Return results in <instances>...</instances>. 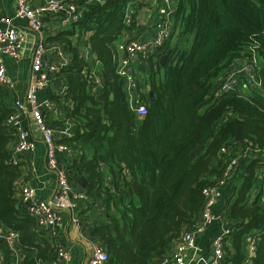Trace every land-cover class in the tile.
Returning a JSON list of instances; mask_svg holds the SVG:
<instances>
[{
	"label": "trees",
	"instance_id": "16d2710c",
	"mask_svg": "<svg viewBox=\"0 0 264 264\" xmlns=\"http://www.w3.org/2000/svg\"><path fill=\"white\" fill-rule=\"evenodd\" d=\"M77 1L83 7L80 20L57 39L66 41L70 51L68 35L91 33L89 44L96 56L92 64L102 65L97 74L103 86L92 92L84 74L87 60L71 55L68 67L56 75L65 88L62 93L71 106L66 112L74 127L73 136L60 143L80 151L70 168L86 174V197L100 200L106 211L107 223L90 229V237L112 264H148L167 256L183 229L199 218L202 188L212 183L208 176L218 175L241 146L251 143L264 149V0H173L178 37L194 32L193 43L189 51L179 52L168 41L158 56L139 65L149 73L150 87L149 94L137 90L147 111L142 119L129 108L126 85L113 60L116 44L136 28L137 13L126 25L128 0ZM140 8L154 18L147 7ZM250 45H258L259 89L242 97L224 93L214 98L220 72ZM164 54L168 57L160 65ZM160 71L162 76L156 78ZM11 93L0 87V226L18 234L23 264H47L56 242L39 240L34 218L15 195L21 175L12 163L13 137L5 126L15 101ZM259 167L258 161L247 163L235 188L237 200L227 217L235 229L226 237L230 253L223 264L245 261L243 237L252 232L258 241L251 264H264V201L258 194L254 200L248 198ZM105 169L112 175H131L138 206L104 187ZM126 190L133 191L130 186ZM0 257L3 264L14 261L3 239Z\"/></svg>",
	"mask_w": 264,
	"mask_h": 264
},
{
	"label": "built area",
	"instance_id": "2783aa9c",
	"mask_svg": "<svg viewBox=\"0 0 264 264\" xmlns=\"http://www.w3.org/2000/svg\"><path fill=\"white\" fill-rule=\"evenodd\" d=\"M14 18L23 20L26 26L37 36V43L32 51L30 60V72L28 75V87L25 91V106L16 101L13 106V112L5 121L8 132L13 137L12 163L16 167H20L19 155L23 152H32L35 149V142L30 139L28 128L24 127V114H29L36 125L40 128L42 141L45 146V164L46 167L55 172L56 190L54 198L62 200L64 206L71 211V223L80 228L81 221L78 212V202L83 198L74 190L72 182L68 179L67 171L64 167H60L57 162V153L66 151L72 159L76 158V153L70 150L65 144L55 140L53 130L46 125V116L51 113L56 114V103L51 99H39L37 93L52 85L56 79V75L63 69L67 68L70 59L68 58L63 47L55 43L49 44L47 36L44 32L48 26L45 23V17L54 15L61 19L63 27H69L76 24L83 12V7L77 0H14ZM37 2V4H35ZM101 0H86V4H98ZM141 6L147 7L153 14L154 34L149 38H125L116 44L117 52L121 54L117 57L115 54L113 60L116 63L117 74L122 77L126 85V95L130 110L138 119L145 117L147 111L143 101H140L136 84V66L150 59H154L162 51L164 45L172 39L176 34L173 25V16L175 12V3L173 0H128L124 12V23H131V16L141 9ZM1 13V4H0ZM0 22L6 26L0 27V87L6 91L14 90V83L7 73L4 65V57L12 60L20 58V51L23 47L24 32L23 29L12 25L11 19H5L0 15ZM176 51L182 52L181 48H174ZM50 52L55 57L56 63H48L45 60L46 54ZM168 55V54H167ZM89 62L86 72H84L89 88L92 92H98L103 82L92 66V55L87 51L79 55ZM243 62V64H240ZM90 66V67H89ZM261 69L260 58L258 56V45L248 46L241 52L240 57L230 63L224 70L220 72L216 78V88L213 90V97L217 98L224 93H235L237 96L248 95L251 90L259 89L260 79L259 72ZM65 89V88H63ZM225 154V151L221 152ZM258 161L260 167L256 171V177L253 190L249 195L252 199L255 195L261 197L264 201V149L257 145L249 144L241 146L235 156H232L221 169L218 175L208 176V185L202 188L204 195V204L199 218L188 228L185 227L175 242L173 250L162 258H156L148 264L161 262L163 264H193L197 259L196 236L202 233L205 228L213 223L219 222L223 224L217 236L210 242L212 259L210 262L199 257V264H223V260L228 251V242L226 237L235 229V224L231 222L229 225L226 212L219 214L214 213L215 205L223 200L221 192L225 190L227 183L233 178L242 164ZM245 166V169H246ZM103 185L113 196L120 193L109 174L104 178ZM239 185V184H238ZM237 185V186H238ZM254 193L255 195H252ZM15 195L21 202L24 212L34 218L37 224V231L47 230V237L53 240L57 235V229L60 225V213L56 209L51 198L48 200L40 199L36 191L27 183H21L15 189ZM256 198V197H255ZM253 200V199H252ZM257 233L252 232L243 237V248L245 251V261L242 264H250L251 259L256 252V243L258 241ZM18 234L13 231L6 230L0 226V239H3L9 245L14 261L11 264H21L16 249ZM18 254V255H17ZM47 264H76L72 261L70 252L62 245H55L54 254ZM85 264H112L106 252L101 248L98 241L91 242V255Z\"/></svg>",
	"mask_w": 264,
	"mask_h": 264
},
{
	"label": "crops",
	"instance_id": "0c3cea01",
	"mask_svg": "<svg viewBox=\"0 0 264 264\" xmlns=\"http://www.w3.org/2000/svg\"><path fill=\"white\" fill-rule=\"evenodd\" d=\"M0 4V15L5 19H11V24L23 29L24 32L23 47L20 51V58L18 60H12L8 57H4V65L6 66L8 75L14 83V90L10 91V93L12 92L15 97V101L14 103H12V106L16 104V101L21 102L25 106V91L28 87L30 60L32 56V51L37 43V36L33 34L31 30H29L23 20L14 18V0H0ZM35 4H37V2H35ZM136 13L138 16L136 28H134L133 31L126 32L122 36L120 41L125 38L136 37L144 39L153 36L155 30V22L154 19H152V16H150V14L143 9L137 10ZM45 23L48 26V28L45 29L47 42L49 44L55 43L56 45L62 46L69 59H71V55L73 56V54L81 55L87 51L92 55V57H94L89 44V37L91 33H85L80 37H78L76 33L68 35L71 50L67 51L66 41L57 38L59 35L71 31V28H73L72 25L69 27H63L61 25V19L54 15L46 16ZM5 26L6 25L4 23L0 22L1 28ZM177 33L178 31L176 29V34H174L172 39L169 40L170 47L181 48L183 51H189L193 43L194 32L189 36L185 35L183 37H178ZM48 53L45 56V60L48 63H56L55 57L51 55V53L48 55ZM91 68H94L95 72L98 74L102 73V65L99 62L95 61V63L92 64ZM162 74L163 71H160V73L156 75V78L161 77ZM136 77H139L138 82L140 83V88H138L137 85V90H139L140 92L142 91V93L149 94V73H147V70L144 71L143 68L141 69L139 66H136ZM53 82L52 85L48 86L46 89L39 91L37 93V97L39 99H51L56 103L57 112L56 114L51 113L49 115L50 117L48 116L46 125L53 130L55 140L60 142L73 136L74 127L72 121L68 119L67 116L66 110H68V108H70L71 106L67 102V100L64 99L62 93L64 91L62 83L61 87L56 90L53 86ZM23 125L25 128L29 129V138L35 142V149L34 151L28 153V155L24 153L19 155L20 167L17 168L19 169L21 180L18 183V186L21 183H27L32 186V188L36 191V194L40 199L49 201L51 196L55 194L56 176L55 172L49 170L46 167L45 146L42 141L40 128L36 125L33 118L27 113L24 114ZM68 148L76 153V158L80 155V151L72 149L70 147ZM56 157L59 166L64 167L67 171L68 179L70 180V182H72L74 190L80 194H83V198L78 202L79 216L81 214L80 228H77L71 223V211L66 206H64V202L54 197L51 199V201L53 200L54 204L56 205V209L60 213V225L57 229V235L51 241L56 242V245H62L63 247H65L66 250L70 252L72 261L74 263L85 264L90 258L91 242L92 240H94L90 237V233L88 231L94 228L95 226L107 223L106 211H104V207L101 204L100 200H97L93 197H86V174L79 169L70 168L71 158L68 156L67 152H58ZM245 166L246 164H242L240 166L239 170L235 174H233L234 179H232V181L230 180L225 186V190L221 192V196L223 195V200H221L220 198V200L215 205V214H219L224 211L227 213V216L229 215L231 206L237 200L236 199L233 202L234 197L236 196L234 194H237L235 188L238 184H240L241 176L244 172ZM109 174L111 173L105 169L104 178ZM112 180L115 182L116 187L120 190V194L125 203H133L136 206L139 205L138 195L134 191L130 193L126 190L128 186L132 188V184L134 182L128 172H124L123 175L120 176L112 175ZM252 195L255 194L252 193ZM255 196L252 198L253 200ZM259 199L263 201L261 197ZM230 224L231 221H229V225ZM222 226L223 224L215 221L209 224L202 233L196 236V246L198 250L197 259L201 257L207 262L211 261L212 255L210 242L215 236H217V234H219ZM38 232V234H40L39 240L50 239L49 237H47L49 236L47 235V230H42V233L40 231ZM87 233L89 235H87ZM15 246L18 250L20 263L23 264L24 254L23 252H21L17 245ZM228 246H230V240L228 242ZM197 259L193 261V264H199L197 263ZM156 263L163 264L161 262ZM0 264H3L1 257Z\"/></svg>",
	"mask_w": 264,
	"mask_h": 264
},
{
	"label": "water",
	"instance_id": "95a60500",
	"mask_svg": "<svg viewBox=\"0 0 264 264\" xmlns=\"http://www.w3.org/2000/svg\"><path fill=\"white\" fill-rule=\"evenodd\" d=\"M50 53H48V55H49ZM167 57H168V55L167 54H164L163 56H161L160 57V59H159V63H160V65H163L164 64V62H165V60L167 59ZM94 58H96V56L94 55ZM240 64H243V62H240ZM53 86H54V88L56 89V90H58L60 87H61V81L60 80H55L54 82H53ZM110 98H112V95H110ZM24 154H26V155H28V152H23ZM213 162H214V160H213ZM212 162V163H213ZM83 185V184H82ZM132 189H133V191L136 193V194H138V188H137V186H136V184L135 183H133L132 184ZM53 197V195L51 196V198ZM50 198V199H51ZM49 199V200H50ZM87 235H89L88 233H87ZM110 263H112V261L110 260ZM155 264H157V263H155ZM250 264H251V262H250Z\"/></svg>",
	"mask_w": 264,
	"mask_h": 264
},
{
	"label": "rangeland",
	"instance_id": "374dc122",
	"mask_svg": "<svg viewBox=\"0 0 264 264\" xmlns=\"http://www.w3.org/2000/svg\"><path fill=\"white\" fill-rule=\"evenodd\" d=\"M45 32V31H44ZM171 48H175V47H171ZM238 195V194H237ZM237 195L234 197L233 202L237 199Z\"/></svg>",
	"mask_w": 264,
	"mask_h": 264
}]
</instances>
